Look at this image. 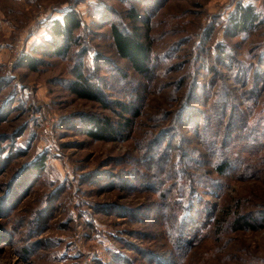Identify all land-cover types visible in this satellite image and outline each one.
Masks as SVG:
<instances>
[{
	"label": "rangeland",
	"instance_id": "obj_1",
	"mask_svg": "<svg viewBox=\"0 0 264 264\" xmlns=\"http://www.w3.org/2000/svg\"><path fill=\"white\" fill-rule=\"evenodd\" d=\"M237 1L0 0V264H264V224L236 220L264 211V0H240L258 14L244 32ZM67 10L81 24L58 40L49 23ZM113 24L149 45L147 75L117 55ZM77 73L107 107L71 92ZM127 100L128 130L78 129L120 121Z\"/></svg>",
	"mask_w": 264,
	"mask_h": 264
},
{
	"label": "trees",
	"instance_id": "obj_2",
	"mask_svg": "<svg viewBox=\"0 0 264 264\" xmlns=\"http://www.w3.org/2000/svg\"><path fill=\"white\" fill-rule=\"evenodd\" d=\"M228 18L230 21V25L235 30V32H238L240 30L244 32L256 23L258 14L256 13L255 7L252 3L244 4L243 1L239 0L236 2L234 10L230 12V15H228ZM80 24L81 21L78 18L77 13L74 10H67L63 13L60 19H52L49 23V28L51 29V32H53L55 37L58 38V40L60 38L64 39L65 36L67 37V40H69V37L73 34V31L77 29ZM110 30L117 55L120 58L125 59L132 70H134L137 74L141 76L147 75L149 73V69H151V67L149 66V45L141 38V36L136 31L125 32L114 24L111 25ZM50 44V51H52V53L55 55L63 56L67 52V45H64L61 42L58 43V41H50ZM20 61L21 63L27 65V67L35 70L39 60L35 57H31L25 54V56L23 55ZM68 87L70 88L71 92L78 98L94 101L96 100L103 104V106H108L106 101H104L100 97L99 88L94 84L92 85L91 83H89L87 81V78L80 73L76 74L75 81H71L70 83H68ZM114 104L116 105L115 109L118 112L117 114L122 116V119H120V121L116 122L107 116L101 115L83 116L81 119H75L79 124L78 129H81L82 132L87 133L94 139L108 138L111 137L114 133H121V131L123 130H128L130 119H132V116L138 115L136 106H134L128 100L124 102L114 101ZM4 152H7V150H3L2 153ZM223 158L224 159L222 161L217 162L214 165V170L220 174L230 170L229 160L224 156ZM44 160L45 159L40 158V160L35 163V169L42 170L44 167ZM164 165V159L160 158V161L156 165V172L159 176L160 174L164 175L168 173L167 171H165ZM233 169H235V167ZM180 178L181 174L178 170L177 177L174 178L176 184L179 182ZM162 192V194H166L165 190H163ZM186 210L187 213H184L185 216L183 217V220L184 222H189V218H193V214H195L196 211L192 206H189V208H186ZM180 220L181 217L178 216L174 219V223L177 224V222L179 223ZM236 220L239 222V224L237 225V227L239 228L247 227L250 229H256L260 226H263L264 224V211H260L259 213H255L254 215H238ZM196 227L197 225L192 226L193 231H195ZM169 231L172 232V229L169 228ZM180 235L181 238H179L182 239L184 236V229L181 230L179 236ZM191 236H194V234H191Z\"/></svg>",
	"mask_w": 264,
	"mask_h": 264
},
{
	"label": "crops",
	"instance_id": "obj_3",
	"mask_svg": "<svg viewBox=\"0 0 264 264\" xmlns=\"http://www.w3.org/2000/svg\"><path fill=\"white\" fill-rule=\"evenodd\" d=\"M244 4H247V3H249V1H246V2H243Z\"/></svg>",
	"mask_w": 264,
	"mask_h": 264
}]
</instances>
